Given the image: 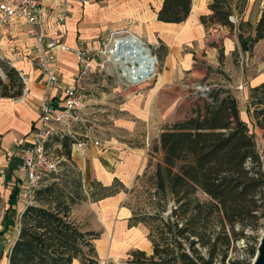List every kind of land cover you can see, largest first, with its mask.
I'll list each match as a JSON object with an SVG mask.
<instances>
[{
	"label": "trees",
	"instance_id": "obj_1",
	"mask_svg": "<svg viewBox=\"0 0 264 264\" xmlns=\"http://www.w3.org/2000/svg\"><path fill=\"white\" fill-rule=\"evenodd\" d=\"M246 1L209 0L211 13L200 15V21L206 29L234 28L229 18ZM191 7L192 0H163L157 19L182 22ZM263 37L264 0L252 35L240 40L242 51ZM0 70V97H20L24 84L19 72L1 59ZM201 93L187 116L162 127L153 145L160 159L134 180L143 186L137 200L141 206L129 207V220L147 228L151 251L132 250L129 264H227L233 243L247 237L245 228L256 231L264 225V141L259 152L230 89L215 85ZM249 107L264 139V81L251 88ZM72 142L61 140L68 160ZM65 175L38 188L19 214L18 234L7 248L8 264L99 263L93 243L99 232L83 230L71 217L72 208L83 199L114 195L123 184L118 178L108 186L92 181L82 195L83 183L72 179L68 185ZM13 189L10 207L16 199ZM197 191L207 196L206 202L196 199ZM4 233L0 230V253Z\"/></svg>",
	"mask_w": 264,
	"mask_h": 264
},
{
	"label": "rangeland",
	"instance_id": "obj_2",
	"mask_svg": "<svg viewBox=\"0 0 264 264\" xmlns=\"http://www.w3.org/2000/svg\"><path fill=\"white\" fill-rule=\"evenodd\" d=\"M262 4L263 0H247L235 10L229 18L234 28L230 29L220 25L208 27L209 33H206V39L214 42L216 48L206 47L193 53L192 45L187 46L188 49H185V52L189 55L191 67L189 73L185 72L181 78L160 87L156 86V82L163 70L166 47L159 40L149 45L145 38L141 37L144 45L156 58V64L150 78L132 84L124 78H118L107 60L106 47L109 46L112 38L129 34L128 31L135 32L133 23L126 22L125 25L105 29L98 47L93 50L95 55L92 70L79 85L86 102L90 108L94 107L96 112L90 114V122L86 125H77L75 129L82 134L90 129L92 137L97 138L101 146L103 144L106 147L109 146L106 141L111 138L123 140L131 146L140 144L142 139L145 140L147 152L145 167L138 174L141 175L145 170L151 171L150 164L155 163L161 157L158 151L153 150L161 128L165 124L171 125L176 120L187 116L197 97H202L201 92L206 90V87L209 89L215 85H222L230 89L236 97L240 116L247 123L250 132L254 134L256 148L261 152L264 139L261 131L254 125L249 100L251 88L264 81V37L247 51H242L240 40L252 35V28L259 17ZM99 50L104 51L105 54L98 53ZM209 67L211 69H208ZM200 72H204V76ZM49 151L61 157L62 160L59 163L58 172L47 176L45 183L59 180L61 176L59 174L65 173L64 178L68 180L67 184L73 183L72 179L80 180L83 183L82 195H87V187L92 181L97 180L90 176L86 178L79 167L83 161L87 163L85 154L79 152L78 156L76 154L78 151H72L71 145L70 160L66 158L62 145L60 148L51 145ZM134 180L123 181V189L117 194L118 201L113 206L91 199H83L73 205L71 212L73 220L83 230L99 232L98 238L93 240L98 255V264H129L127 261L132 250L142 249L147 253L151 251V245L147 243V228L142 223L131 224L129 220L131 215L129 207L135 209L141 206L137 200L143 186L142 183L134 182ZM13 190L15 191V189L7 188L6 184L0 188V230H5L2 237L4 247L1 250L0 259L7 252L17 227L18 209L13 208V211L8 212L10 206L7 196ZM15 194L18 198V187H16ZM141 195L144 199L145 194L141 193ZM196 199L206 202L207 196L197 191ZM19 203L22 206L25 200L22 199ZM123 211H127L129 216ZM117 228L123 229L127 234L137 232L140 243L126 241L117 246L113 245L111 238ZM263 228L264 225L256 231L245 228L244 233L247 237L240 238L233 243L229 251L230 261H227V264H234L231 261L251 264L257 252V244ZM251 250H254V255L250 254Z\"/></svg>",
	"mask_w": 264,
	"mask_h": 264
},
{
	"label": "crops",
	"instance_id": "obj_3",
	"mask_svg": "<svg viewBox=\"0 0 264 264\" xmlns=\"http://www.w3.org/2000/svg\"><path fill=\"white\" fill-rule=\"evenodd\" d=\"M162 1L72 0L71 10L66 21L62 24H55L54 13L57 11V0H43L42 23L49 37L58 38L70 47H74L79 41H82L93 50L98 47L105 29L122 26L126 22L133 23L135 32L128 31L129 34H134L142 42L141 37H144L149 45H153L156 40H159L166 47L163 70L156 82V86L160 87L181 78L185 72L189 73L191 68L189 55L185 52V49H188L187 46L192 45L193 53L206 47L216 48L214 42H209L206 39V33H209V30L200 21V15L211 13L208 9L209 0H192L188 17L179 23L163 22L157 19V11ZM32 42V38L21 21L11 19L2 26L0 59L29 77L27 93L18 98L0 97V168L3 170L1 178L4 185L6 184L9 189L17 187L22 173L18 168L19 160L15 157H8L6 149L17 139L24 138L32 129L38 119L40 96L46 90L38 76L39 70L35 62L32 60L16 61L14 58L16 54L31 46ZM59 66L62 72L61 83H72L78 73L75 55L70 51H61ZM0 73L3 76L1 70ZM200 74L204 76L205 73L200 72ZM50 93L54 96L55 102L61 98V93L58 90H51ZM90 109L92 110L91 114L96 112L94 107ZM106 142L109 144L108 147L103 144L101 147H96L91 141H87L83 150L87 163L83 161L79 164L78 161L83 175L86 178L88 176L95 178L104 186L110 185L114 178H118L122 183L134 180L145 167L147 152L145 140L142 139L140 144L133 146L115 138ZM76 154L79 156V151ZM71 156L73 159V153ZM10 193L7 196L8 205ZM118 193L98 201L113 206L118 201L116 197ZM18 199L19 196L8 208L9 213L13 211V208L18 209V215L23 211L25 204L21 206L19 203L21 199ZM123 212L129 216L127 211ZM17 234L18 223L12 241ZM139 239L137 232L127 234L123 229L117 228L113 232L111 243L115 246L126 241L140 243ZM147 243L150 242L147 240ZM0 264H8L7 252L0 259ZM73 264L80 263L75 260Z\"/></svg>",
	"mask_w": 264,
	"mask_h": 264
},
{
	"label": "built area",
	"instance_id": "obj_4",
	"mask_svg": "<svg viewBox=\"0 0 264 264\" xmlns=\"http://www.w3.org/2000/svg\"><path fill=\"white\" fill-rule=\"evenodd\" d=\"M71 4L72 0H57L55 24L66 21ZM43 7V0H0V33L2 26L11 19H17L25 25L33 42L14 58L16 61L35 62L39 70L38 76L46 89L39 99L36 123L24 138L17 139L6 149L8 157L19 160L18 168L22 176L17 187L19 198L25 200V205L34 200L38 188L46 185L45 178L58 172L60 168L62 158L49 151L51 145L60 148L61 140L67 137L73 141L72 151L83 153L87 141H91L96 147L101 146L98 139L92 137L90 129L85 130L84 134L75 129L77 125H86L91 121L90 106L79 85L91 71L95 53L82 41L70 47L58 38L49 37L42 23ZM61 51H70L75 55L78 73L72 83H61L62 72L59 66ZM101 53L105 54L104 51ZM99 66L102 67V64L99 63ZM19 76L24 84L23 94L27 93L29 77L21 72ZM51 90H58L61 93L58 102L54 101ZM2 176L3 170L0 168V188L4 186Z\"/></svg>",
	"mask_w": 264,
	"mask_h": 264
},
{
	"label": "bare ground",
	"instance_id": "obj_5",
	"mask_svg": "<svg viewBox=\"0 0 264 264\" xmlns=\"http://www.w3.org/2000/svg\"><path fill=\"white\" fill-rule=\"evenodd\" d=\"M134 34L117 36L109 41L106 47L108 61L118 78H124L129 83H139L153 75L156 61L152 66L151 76L145 75V68L151 67L147 59H153L148 53V47Z\"/></svg>",
	"mask_w": 264,
	"mask_h": 264
},
{
	"label": "water",
	"instance_id": "obj_6",
	"mask_svg": "<svg viewBox=\"0 0 264 264\" xmlns=\"http://www.w3.org/2000/svg\"><path fill=\"white\" fill-rule=\"evenodd\" d=\"M147 54H151V51L149 48H148ZM154 61H156V58L154 56H153V59H149V58L147 59V62H150V65H151V67L145 68V75L148 77L151 76V70H152ZM251 264H264V228H263V231L261 233V236L257 244V252Z\"/></svg>",
	"mask_w": 264,
	"mask_h": 264
}]
</instances>
